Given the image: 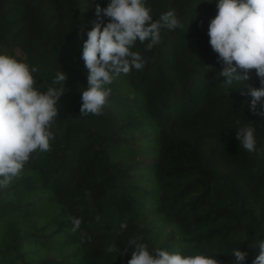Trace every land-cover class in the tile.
<instances>
[{
  "label": "trees",
  "instance_id": "16d2710c",
  "mask_svg": "<svg viewBox=\"0 0 264 264\" xmlns=\"http://www.w3.org/2000/svg\"><path fill=\"white\" fill-rule=\"evenodd\" d=\"M106 2L0 0V52L35 66L41 91L66 74L49 149L0 188V264H127L132 236L220 264L240 247L251 264L264 239V117L221 83L206 34L215 0H146L153 19L171 9L181 26L150 49L137 39L143 66L114 75L100 111L82 114L81 28ZM236 121L253 124L258 152L240 147Z\"/></svg>",
  "mask_w": 264,
  "mask_h": 264
},
{
  "label": "clouds",
  "instance_id": "9594fccd",
  "mask_svg": "<svg viewBox=\"0 0 264 264\" xmlns=\"http://www.w3.org/2000/svg\"><path fill=\"white\" fill-rule=\"evenodd\" d=\"M212 3V0H205ZM82 26L80 57L87 69L86 87L80 90V113L97 114L111 89L107 87L117 73L140 69L144 59L133 50L138 39L151 48L160 40L161 28L181 26L174 10H167L158 19L150 15L146 0H107L106 6L96 4L95 19ZM208 44L222 64L218 72L226 89L236 86L247 95L248 110L264 117V0H215V15L207 24ZM234 62V63H233ZM237 69H242L238 72ZM255 70L259 86L253 87L248 70ZM35 66L26 60L0 52V188L17 177L29 156L36 150L47 151L52 132L49 126L57 117L58 100L65 92L66 74L57 71L41 91L33 73ZM246 90V91H245ZM259 104V109H257ZM235 135L240 147L257 151L256 131L250 121H236ZM72 230L80 227L81 219L72 217ZM126 227L121 223L120 228ZM258 255L251 264H264V239L257 242ZM131 249L127 264H220L200 252L184 254L153 248L138 236L128 239ZM115 247L110 245L108 252ZM235 264H243L246 253L239 248L231 251Z\"/></svg>",
  "mask_w": 264,
  "mask_h": 264
}]
</instances>
